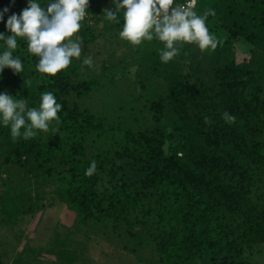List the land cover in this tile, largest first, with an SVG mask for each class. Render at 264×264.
<instances>
[{"label":"trees","instance_id":"16d2710c","mask_svg":"<svg viewBox=\"0 0 264 264\" xmlns=\"http://www.w3.org/2000/svg\"><path fill=\"white\" fill-rule=\"evenodd\" d=\"M195 1L198 15L215 10L206 20L221 42L215 51L177 44L179 55L164 63V44L155 37L136 47L123 40L131 63L111 76L112 67H104V79L128 78L144 97L150 123L143 128L126 127L120 117L107 123L80 105L104 90L97 79L81 77L82 61L73 58L66 70L47 76L37 71L39 57L27 41L17 38L12 51L23 72L5 68L0 93L39 108L42 93L51 92L62 109L58 126L53 122L47 133L36 130L27 140L14 142L0 120V169L11 183L19 181L4 184L0 228L34 212L32 182L50 184L51 200L73 213L75 224L56 230L47 249L26 241L9 264H95L92 245L103 241L133 264H251L249 256L264 245V0ZM27 5L0 0V12L8 9L0 33L11 35L8 17ZM105 9H115L112 0H89L82 53L101 38L119 37L123 10L117 24L105 18ZM8 50L0 39V54ZM224 112L235 123H226ZM93 160L97 171L87 177Z\"/></svg>","mask_w":264,"mask_h":264},{"label":"clouds","instance_id":"9594fccd","mask_svg":"<svg viewBox=\"0 0 264 264\" xmlns=\"http://www.w3.org/2000/svg\"><path fill=\"white\" fill-rule=\"evenodd\" d=\"M114 10L105 9L104 16L109 22L120 23L117 13L123 10V27L119 32L122 40L134 47L143 42H151L154 37L164 44L160 59L168 63L179 55L177 44H194L203 52L215 51L221 43L210 34L206 26L209 16H215L214 9L206 10L198 15L193 8L195 0L185 5L175 0H112ZM89 0H51L47 6H41L37 0H28V5L19 15L12 14L6 22V29L11 35L0 33L8 51L0 54V73L9 68L14 74L23 72V65L13 51L18 47L17 38L27 41L28 51L39 57L36 65L38 72L50 77L66 70L72 59H79L82 53L83 38L79 35L82 21L87 16ZM5 8L0 12V21L4 19ZM83 64L92 67L91 57L83 60ZM62 105L57 103L51 92L41 95L39 108H29L25 99H15L7 93H0V120L10 126L11 137L15 142L18 138L25 140L34 138L36 130L47 133L53 122L58 126V113ZM226 123H235L236 117L227 112L222 114ZM206 124L212 123L204 117ZM23 130V131H22ZM58 132V127L56 128ZM97 171L93 160L85 175L92 177Z\"/></svg>","mask_w":264,"mask_h":264},{"label":"rangeland","instance_id":"374dc122","mask_svg":"<svg viewBox=\"0 0 264 264\" xmlns=\"http://www.w3.org/2000/svg\"><path fill=\"white\" fill-rule=\"evenodd\" d=\"M203 5L199 4L198 10H202ZM122 43L123 40L120 37H108L107 41L101 38L91 45L87 52L81 53L79 59H75V61L79 60L83 63L85 58L91 57L94 64L92 67L83 64L84 69L80 71L81 77L95 78L104 85V90L100 88L99 91H94L88 98L82 100L80 105L102 115L107 123L120 117L126 127L133 129L147 127L150 118L145 108L144 97L138 96L134 92L130 80L125 78L119 82H112L103 78L108 67H112V70H109L110 72L108 71L107 74L111 76L119 71L118 68L131 63L132 59L129 56H132L133 52L123 48ZM130 78L133 77L130 76ZM7 175L9 173L6 169H0V196L4 194L6 187H10V184H14L15 187L19 182L16 180L11 183ZM30 190L33 201L37 204L34 212L19 219L17 224L9 229L0 228L1 263H11L14 255L20 252L26 241L33 248L47 249L50 247L49 242L55 236L56 230L62 226L70 229L75 224L74 214L69 212L64 205L51 200L52 187L50 184L32 182ZM66 249L68 254L72 253L68 248ZM256 251L257 253L249 256L251 264H264V245L257 248ZM90 257L95 264H133L134 261L126 259L124 252L116 250L104 241L100 245H92ZM47 258L55 259L53 255L47 256ZM141 259L144 261L147 259L146 253L141 254Z\"/></svg>","mask_w":264,"mask_h":264},{"label":"built area","instance_id":"2783aa9c","mask_svg":"<svg viewBox=\"0 0 264 264\" xmlns=\"http://www.w3.org/2000/svg\"><path fill=\"white\" fill-rule=\"evenodd\" d=\"M190 2V0H185L183 3H181L180 5H187ZM195 7H196V1H195ZM195 7L193 9H195Z\"/></svg>","mask_w":264,"mask_h":264}]
</instances>
